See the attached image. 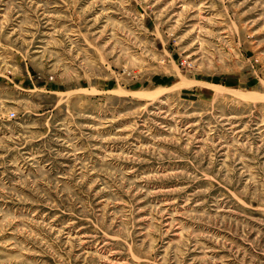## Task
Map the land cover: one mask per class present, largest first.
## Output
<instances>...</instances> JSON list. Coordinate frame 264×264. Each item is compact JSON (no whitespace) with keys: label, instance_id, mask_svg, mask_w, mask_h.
Wrapping results in <instances>:
<instances>
[{"label":"rangeland","instance_id":"obj_1","mask_svg":"<svg viewBox=\"0 0 264 264\" xmlns=\"http://www.w3.org/2000/svg\"><path fill=\"white\" fill-rule=\"evenodd\" d=\"M0 264H264V0H0Z\"/></svg>","mask_w":264,"mask_h":264}]
</instances>
